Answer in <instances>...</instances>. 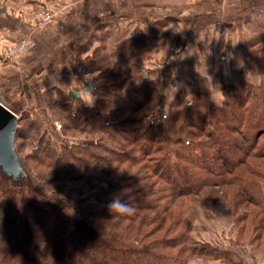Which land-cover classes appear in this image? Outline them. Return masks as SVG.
<instances>
[{
    "label": "trees",
    "instance_id": "obj_1",
    "mask_svg": "<svg viewBox=\"0 0 264 264\" xmlns=\"http://www.w3.org/2000/svg\"><path fill=\"white\" fill-rule=\"evenodd\" d=\"M254 38L264 44V28ZM129 47L134 43L107 50L102 42L76 52L75 64L92 85L96 104L73 111L68 102L81 96L58 92L54 114L63 136L72 141L35 145L42 137L35 120L24 111L17 118L13 148L23 173L13 176L0 167V264H185L202 253L220 257L216 249L191 244V214L174 202L180 196L199 201L204 193H216L227 179L239 181L247 191L251 182L234 170L247 157H260L253 140L264 133V86L254 92L244 79L236 88L224 84L223 100L211 102L214 125L205 124V98L196 94L183 104L180 91L171 101L174 112L141 124L136 113L149 104L157 87L137 86L134 96L126 97L127 84L145 77L143 72L125 75L124 51ZM136 47L149 51L143 44ZM260 56L255 59L264 65V49ZM16 138L21 146L31 140L33 152L25 158L35 162L32 167L45 177V187L58 190L98 180V209L82 216L68 214L64 198L38 189L18 154ZM228 159L234 160L232 167L223 170ZM114 199L129 205L132 214L111 209Z\"/></svg>",
    "mask_w": 264,
    "mask_h": 264
},
{
    "label": "crops",
    "instance_id": "obj_2",
    "mask_svg": "<svg viewBox=\"0 0 264 264\" xmlns=\"http://www.w3.org/2000/svg\"><path fill=\"white\" fill-rule=\"evenodd\" d=\"M106 1L107 5L98 6L94 0H0V47L25 34H30L35 42L17 64L0 56V98L11 111L13 106L30 113L44 134L41 140L48 135L58 138L53 103L59 91L66 93L83 83L72 61V44L79 38L76 34L93 21L94 12L104 8L111 9L106 11L107 22L117 19L139 26H146L155 13L164 10V58L167 61L175 53L177 58L165 64L164 77H174L172 87L176 90L200 92L212 100L210 91L216 84L219 89L220 80L233 79L230 84L237 86L242 77L260 85L244 41L264 28V0H125L128 8L142 9L146 18L143 21L137 20L135 13H114L116 0ZM132 2L139 6H132ZM35 8H47L57 14L50 28L33 30ZM180 77L183 85L178 83ZM201 241L213 243L206 238Z\"/></svg>",
    "mask_w": 264,
    "mask_h": 264
},
{
    "label": "rangeland",
    "instance_id": "obj_3",
    "mask_svg": "<svg viewBox=\"0 0 264 264\" xmlns=\"http://www.w3.org/2000/svg\"><path fill=\"white\" fill-rule=\"evenodd\" d=\"M94 2V4L98 6H100L99 3H103L104 5L108 4L106 0H94ZM132 4V6L134 7L139 6L138 2H132ZM114 5L116 7L115 10H117H113L114 13L117 12L120 13V15H129L130 13H135L137 20L143 21L146 19L142 9L139 8L138 10H135L133 7L128 8V3L125 0H116ZM95 8L97 9V7ZM110 10L109 8H104L99 12H94L93 21L89 22V24L87 22V25L84 27L82 32L76 34L79 38L76 40V43L72 44L71 47V49H73L72 61L77 71L79 72L83 83L80 84L78 88L76 87L75 90H67L66 93L71 92L73 94V91H79L80 95L81 93H83L82 95H87L88 93L86 92H91L94 98L93 105L96 104L92 89L86 92L82 91L83 88L89 84V81H86L84 79V76L80 70L81 67L75 64L74 57L78 49H80V46L83 47L85 45V47H92L96 44L105 42L107 50H109L111 48L114 49L117 44L119 45L123 42H133L134 47H129L124 51V62H126L123 63V68H126L125 75L133 76L140 72H143L145 77L144 80L138 79V82L127 84V88L125 89L126 97L128 99H130V97L132 98L137 86L146 87L156 85V95L154 94L149 104L145 103L144 106L140 108L141 110L136 113V115L141 121V124L145 122L147 123V121L153 119L155 116H159V113H167L168 115H170L176 108V106H174L171 101L173 100L175 94L180 90H176V87H172L175 82L174 77H164L165 64L171 63L172 61L177 59L176 53L172 54V57L170 56L167 61L166 57L164 58L166 43L165 25L167 22V16L164 10L163 12L161 11L155 13L154 16L151 17L152 23L149 20L146 22L147 27L142 24V26H139V23L134 25L133 23L127 22L125 20L119 21L117 19H111L109 22H107L108 18L105 17L109 12L106 13V11ZM38 11H49L52 14V20L43 27L37 26V19L34 13ZM32 13L34 18L32 24L33 30H41L44 28L46 29L48 26V28H50V25L57 17V14L47 8H35ZM27 36L30 37L32 44L30 47H27L20 54V56H15L16 58L14 57L9 59L3 58L1 52L7 44H10L11 41H8L1 44V58L11 64L19 63L21 56L28 50L32 49L35 44L34 38L30 34H25L20 38H24ZM255 36L256 35H253L245 39L244 42L246 43L248 56L255 63V66H257H254V74L258 78H260L261 83L260 85H256L255 83H250L249 81L248 82L252 85L253 91L258 92L259 89L264 86V65L256 61L257 59L255 58L261 57L260 55L262 54V51L264 49V44H256L254 38ZM137 44L145 45L149 51L144 52L140 50L138 47H136ZM153 45L157 46L158 48L153 50L151 48ZM179 45L180 44L175 45V48ZM247 46H249V48ZM178 49L179 48L177 47V50ZM80 56H84V53H79V57ZM139 64H142V66H144L142 70ZM183 80L184 79L180 77L178 83H181V85H183ZM231 81L230 79H225V81L220 80L218 83L219 89L217 87V84L214 85L210 91L212 100L206 98L200 92L188 94L180 91L183 100L182 103L184 101L186 102L192 100L196 94H201L205 98V102L202 103L201 106V111L204 112V114L207 116L205 124L214 125V120L211 117V102L214 101L215 103L219 104L221 100H223L222 86L224 84H230ZM255 82L257 83V81ZM157 95L159 96L158 101L156 99ZM78 96H75L73 94V97L75 98H77ZM156 103H158L159 107ZM68 104L72 106V110L74 111V109H76L77 107L82 108V105H84L85 102L80 97L79 100L71 99ZM11 109L14 111L17 118L19 117V115H21L22 111H20L18 108L12 106ZM23 111L28 112L26 110ZM53 116L57 120L56 123L58 124V138L56 139L54 136V140L51 135H48L46 140H37L34 141L33 144L47 147L49 146V144L57 145V143L60 144V142L62 141H72V139L63 136L62 133H64V130L63 128L61 130V122L56 118L55 114ZM178 122L179 119L177 123ZM22 123H24V120H21L19 122V124ZM42 134L43 133H41V135ZM30 138H32V136H30ZM75 141L78 140L76 139ZM15 142L18 154L23 162L26 163V166L29 169V175L31 179L33 178L36 187L38 189L42 188L41 190H45L44 192L46 193H57L62 198H64L67 203V206L64 210L68 214L82 216L90 210L95 211L98 209L99 203L97 202L96 198L101 187V184L98 180H93V183L91 185H86L83 182L69 183L65 186H61L58 190H55L54 185L45 187L43 185L45 177L41 172L35 170L32 167V163L35 162L33 160L29 161L25 158L27 154L33 152L31 140L25 139L26 144L23 146L20 145V140L18 138H16ZM253 142H256V146L254 145V152L259 153L258 156L260 157L249 156L244 162H242L244 164L240 165L234 170L236 171L235 173H237L238 176H241L242 178L251 182V184L247 186V191H244L245 187H243V189L241 188V184H239V181L236 180L234 182L231 179H227V184H221V186L219 187L220 189L216 193L210 195L209 193L202 192L201 194H204L203 196H200L199 201L189 202V198L184 196H180L175 199V206L184 207L183 211L187 216L191 214V244L197 249L202 248L203 246V249H205V247L216 249L213 251H215L216 255L220 256L211 257L210 254H198V252H196L198 256L193 255L190 259L187 260L185 264H264V133L259 134L257 136V140H253ZM246 143H248V140H246ZM107 145L111 146L109 144ZM206 157L207 161L210 162L211 156L207 155ZM230 162L232 163L234 162V160ZM230 162L228 159V161L225 162L224 167L221 168L223 170L230 169L232 167ZM217 164L220 166V161H217ZM203 238L210 239V241H212L213 243L209 241H201L203 240Z\"/></svg>",
    "mask_w": 264,
    "mask_h": 264
},
{
    "label": "water",
    "instance_id": "obj_4",
    "mask_svg": "<svg viewBox=\"0 0 264 264\" xmlns=\"http://www.w3.org/2000/svg\"><path fill=\"white\" fill-rule=\"evenodd\" d=\"M92 89L88 84L83 88V92ZM79 91H73L75 96ZM17 116L5 105V100L0 98V167L6 173L19 176L23 173L17 154L13 148V135L16 128Z\"/></svg>",
    "mask_w": 264,
    "mask_h": 264
},
{
    "label": "built area",
    "instance_id": "obj_5",
    "mask_svg": "<svg viewBox=\"0 0 264 264\" xmlns=\"http://www.w3.org/2000/svg\"><path fill=\"white\" fill-rule=\"evenodd\" d=\"M36 19H37V26L43 27L48 22H50L52 19V14L49 11H38L34 13ZM31 40L30 37H24L20 39H15L10 42V44H7L6 47L3 48L1 54L3 58L9 59L14 58L15 56L18 57L20 54L27 48L31 46ZM15 57V58H16Z\"/></svg>",
    "mask_w": 264,
    "mask_h": 264
},
{
    "label": "clouds",
    "instance_id": "obj_6",
    "mask_svg": "<svg viewBox=\"0 0 264 264\" xmlns=\"http://www.w3.org/2000/svg\"><path fill=\"white\" fill-rule=\"evenodd\" d=\"M86 93L88 94L80 95L81 99L85 102L86 105L91 107L94 103V98L91 92H86ZM109 207L120 215H131L133 212V209L129 205L122 203L118 199H114L109 205Z\"/></svg>",
    "mask_w": 264,
    "mask_h": 264
},
{
    "label": "flooded vegetation",
    "instance_id": "obj_7",
    "mask_svg": "<svg viewBox=\"0 0 264 264\" xmlns=\"http://www.w3.org/2000/svg\"><path fill=\"white\" fill-rule=\"evenodd\" d=\"M89 81V80H88ZM79 95H80V93H79ZM16 125H17V122H16Z\"/></svg>",
    "mask_w": 264,
    "mask_h": 264
}]
</instances>
